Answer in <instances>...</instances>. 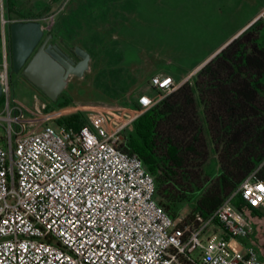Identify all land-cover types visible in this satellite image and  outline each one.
Segmentation results:
<instances>
[{"label":"built area","instance_id":"1","mask_svg":"<svg viewBox=\"0 0 264 264\" xmlns=\"http://www.w3.org/2000/svg\"><path fill=\"white\" fill-rule=\"evenodd\" d=\"M9 21L0 15V264H264L248 217L264 208V156L209 212L194 204L171 216L153 175L124 145L133 119L184 80L151 75L149 91L123 108L124 123L113 108L42 119L55 109L9 93ZM255 22L264 27V6ZM77 111L79 127L61 120Z\"/></svg>","mask_w":264,"mask_h":264},{"label":"rangeland","instance_id":"2","mask_svg":"<svg viewBox=\"0 0 264 264\" xmlns=\"http://www.w3.org/2000/svg\"><path fill=\"white\" fill-rule=\"evenodd\" d=\"M262 1L0 0V15L10 21L25 18L39 20L45 33L57 34L59 39L71 44L81 42V46L91 55L87 70L81 76H69L61 91L60 98L69 100L72 105L44 113L42 119L69 108L72 109L61 114L76 109L110 111L109 108H113V111L119 113L110 111L111 115L124 123L122 113L126 110L123 108L133 107L135 92L145 91V80L151 72L158 69L172 71L180 67L190 70L191 75L195 76L203 65L194 69L197 61L204 60V56L213 52L211 50L216 46L225 45L241 32L254 28L246 27L228 40ZM89 21L93 23V28L83 24ZM260 33L259 41L264 44L263 26L260 27ZM4 45L8 50L7 36ZM67 46L72 48L74 45ZM25 83L18 74L10 73L9 93L28 106H32L35 94L38 100H43L44 111L56 106L53 100L48 99L31 83ZM259 94L264 99V82ZM200 126L206 145V157L197 172L196 167H192L189 172L180 171L175 163L164 162L166 160L162 152L154 150L157 169L150 171L157 181V197L161 201H168L174 195L170 182L187 185L179 173L190 178V189L203 186L217 174L215 141H211L203 119ZM3 132L0 127V135ZM128 135L126 133V137ZM194 172H199L198 178H195L197 174ZM195 193L187 191L177 201L180 214L186 215L193 208ZM248 217L255 226L254 240L263 242L264 208L249 212Z\"/></svg>","mask_w":264,"mask_h":264},{"label":"trees","instance_id":"3","mask_svg":"<svg viewBox=\"0 0 264 264\" xmlns=\"http://www.w3.org/2000/svg\"><path fill=\"white\" fill-rule=\"evenodd\" d=\"M250 26L254 28L232 38L200 67L192 86L180 84L134 118L132 130L126 132L129 135L124 149L135 152L152 175L150 170L157 169L156 149L165 156L164 162L175 163L180 171L196 167L197 172L206 157L194 99L197 92L203 107L202 119L211 141H215L218 171L203 186L192 189L190 178L179 173L187 185L170 182L174 195L165 202L159 199L171 216L178 213L177 201L187 191L196 192V209L202 214L209 212L264 156V99L259 94L264 82V44L259 41L262 26L252 23L247 28ZM7 43L9 58L8 35ZM60 97L61 93L53 100L56 106L48 110L70 105L69 100ZM61 120L75 128L84 123L79 111ZM196 174L198 178L199 172ZM259 177L264 180V168ZM154 182L157 189L155 177ZM250 211L255 212L253 208Z\"/></svg>","mask_w":264,"mask_h":264},{"label":"water","instance_id":"4","mask_svg":"<svg viewBox=\"0 0 264 264\" xmlns=\"http://www.w3.org/2000/svg\"><path fill=\"white\" fill-rule=\"evenodd\" d=\"M7 35L10 71L21 74L50 100L61 93L69 76H81L88 68L85 49L52 42L51 33L44 32L39 20H11Z\"/></svg>","mask_w":264,"mask_h":264},{"label":"crops","instance_id":"5","mask_svg":"<svg viewBox=\"0 0 264 264\" xmlns=\"http://www.w3.org/2000/svg\"><path fill=\"white\" fill-rule=\"evenodd\" d=\"M264 6V0L261 2V4L254 10V13L250 16V18L246 21V22H244L243 24H241L240 26H238L237 27V29L229 36V38H228V40L229 39H231L232 37H234L236 34H238L242 29H244V28H246L247 26H249V23L251 22V20H252V18L256 15V13L262 8ZM82 14L84 15V12H82ZM25 19H29V18H25ZM57 22V21H56ZM83 23V22H82ZM83 24H85L86 26H89L90 28H93L92 26H93V23L92 22H88V23H83ZM256 24H260L259 22H255V23H253V25H256ZM261 25V24H260ZM262 26V25H261ZM55 28H57V26L55 27ZM51 41L52 42H61V43H64V44H66V45H78V46H80V47H82L81 45H83L81 42H75V43H70V42H66L65 40H61V39H59L58 38V35L57 34H54V33H52L51 32ZM222 46H224L223 44L222 45H218V46H216L214 49H212L211 51H213V52H211L210 54H206V55H208V56H204V57H206V58H204V60H199V61H197L196 63V65L195 66H193V67H195L194 69H196V68H198L199 66H201L205 61H207L216 51H218V49H220ZM83 48V47H82ZM83 49H85V48H83ZM86 50V49H85ZM87 51V50H86ZM0 52H1V45H0ZM88 52V51H87ZM89 53V52H88ZM90 58H91V55H90V53H89V60H88V66H89V61H90ZM185 69H182V68H175L174 70H172V71H167L166 69H158V70H156V71H153V72H151L150 74H149V76L147 77V79L145 80V82H148V79H149V77L151 76V75H153V74H158V73H166V74H169L175 81H180V80H184V82H187L189 85H191L192 86V80H193V78L195 77L194 75H191V72H189L190 70H185ZM86 71V70H85ZM84 71V72H85ZM83 72V73H84ZM18 76L20 77V78H22V80L24 81V82H26L27 84H30L22 75H20V74H18ZM25 83V84H26ZM33 86V85H32ZM147 91H149V89H148V87H146V89H145V91L143 90V91H136L135 92V94H134V97H135V99H136V96L139 94V93H141V92H147ZM194 99H195V104H196V108H197V112H198V115H199V120L201 121V119H202V105H201V103H200V101H199V99H198V96H197V92H195L194 91ZM41 101H43V100H41ZM70 104H71V102H69ZM135 104V103H134ZM178 213H180V210L178 211ZM177 213V214H178ZM254 225V224H253ZM255 227V226H254Z\"/></svg>","mask_w":264,"mask_h":264},{"label":"bare ground","instance_id":"6","mask_svg":"<svg viewBox=\"0 0 264 264\" xmlns=\"http://www.w3.org/2000/svg\"><path fill=\"white\" fill-rule=\"evenodd\" d=\"M122 115H123V113H122ZM115 119V118H114Z\"/></svg>","mask_w":264,"mask_h":264},{"label":"flooded vegetation","instance_id":"7","mask_svg":"<svg viewBox=\"0 0 264 264\" xmlns=\"http://www.w3.org/2000/svg\"><path fill=\"white\" fill-rule=\"evenodd\" d=\"M21 75V74H20Z\"/></svg>","mask_w":264,"mask_h":264}]
</instances>
